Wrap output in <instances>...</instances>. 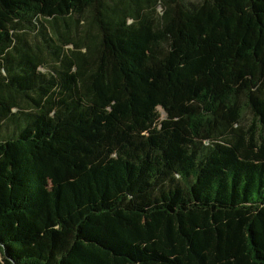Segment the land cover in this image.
Here are the masks:
<instances>
[{
	"label": "trees",
	"instance_id": "16d2710c",
	"mask_svg": "<svg viewBox=\"0 0 264 264\" xmlns=\"http://www.w3.org/2000/svg\"><path fill=\"white\" fill-rule=\"evenodd\" d=\"M0 264H264V0H0Z\"/></svg>",
	"mask_w": 264,
	"mask_h": 264
},
{
	"label": "rangeland",
	"instance_id": "374dc122",
	"mask_svg": "<svg viewBox=\"0 0 264 264\" xmlns=\"http://www.w3.org/2000/svg\"><path fill=\"white\" fill-rule=\"evenodd\" d=\"M158 11H161V7H158ZM245 121H246L247 124L249 123L246 119H245Z\"/></svg>",
	"mask_w": 264,
	"mask_h": 264
}]
</instances>
